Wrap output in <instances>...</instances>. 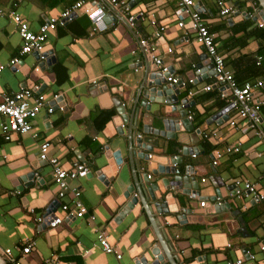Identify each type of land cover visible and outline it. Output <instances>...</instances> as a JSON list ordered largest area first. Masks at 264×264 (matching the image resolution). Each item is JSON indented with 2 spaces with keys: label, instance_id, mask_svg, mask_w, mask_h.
I'll return each instance as SVG.
<instances>
[{
  "label": "crops",
  "instance_id": "crops-1",
  "mask_svg": "<svg viewBox=\"0 0 264 264\" xmlns=\"http://www.w3.org/2000/svg\"><path fill=\"white\" fill-rule=\"evenodd\" d=\"M76 1L0 0V65L18 56L21 47L12 13L20 15L36 32L48 17ZM95 1L99 10L96 8L93 14L80 12L66 26L48 34L44 61L36 53L25 55L17 71L6 67L0 75V93L39 86L52 109L49 114L45 107L32 120L31 132L37 138L11 133L5 140L0 130V248L33 242L21 264H43L50 258L51 264H153L154 254L163 259L161 264H170L164 256L166 250L177 264H226L236 259L264 264L259 249L264 244V202L251 196L239 198L233 186L235 179L248 181L264 194V141L256 138L247 120L236 117L226 90L213 87L203 92L215 76L205 49L195 42V32L187 25L188 18L172 0H120L127 4L129 14L108 0ZM196 1L214 35L217 53L238 84L264 80V28L258 26L264 20L258 0L252 4L224 0L235 9L225 18L218 15L216 0ZM129 15L136 16L133 26L127 22ZM180 21L185 22L184 28L178 27ZM160 27L164 30L157 53L185 84L169 88L167 93L177 97L178 105L185 101L187 114L195 113L193 129L179 127L174 138L142 132L147 111L141 106L146 100L141 91L152 62L139 42L151 39L155 28ZM167 48L172 49L170 54ZM195 67L201 68L200 75ZM192 76L196 79L189 83ZM55 95L57 99H53ZM158 96L161 93L157 92ZM253 99L264 102V85L254 92ZM150 104L148 113L152 116H158V110L163 114L176 107ZM135 109L137 116L132 120ZM258 113L264 131V104ZM166 117L177 119L178 112L167 113ZM5 120L0 114V124ZM232 120H236L234 126H230ZM152 127L162 129L161 121L154 118ZM130 133L137 154L134 158L128 147ZM205 133L210 135L208 140L203 138ZM138 138L141 144H137ZM42 142L49 143L48 157L66 166L76 161L85 163L90 169V173L71 182L80 191L86 216L64 220L55 229L34 222V217L50 207L56 216L65 215L57 208L58 188L51 167L39 159ZM237 144L238 152L226 151ZM139 145L151 147V151ZM142 153L152 158H140ZM115 154L122 159L120 165ZM175 155L180 158L178 173L160 172L164 163L167 170L173 167ZM135 172L140 182L145 178L163 194V182L176 176L185 179L187 189L182 191L189 195L171 189L175 202L169 200L163 214L154 211L150 202L155 224L167 243L158 241L157 229L139 195L137 204L123 212L127 205L123 194L135 180ZM147 175H151L150 180ZM26 176L23 182L21 178ZM191 179L197 182V190L192 188ZM217 193L221 197L209 206V199ZM202 201L204 207L200 206ZM217 201L223 209H218ZM88 216H94V221ZM99 231L121 254L120 260L102 251L96 238ZM246 252L254 256L251 261Z\"/></svg>",
  "mask_w": 264,
  "mask_h": 264
},
{
  "label": "built area",
  "instance_id": "built-area-1",
  "mask_svg": "<svg viewBox=\"0 0 264 264\" xmlns=\"http://www.w3.org/2000/svg\"><path fill=\"white\" fill-rule=\"evenodd\" d=\"M175 2L181 12L188 18V26H190L195 32V42L203 47L206 51V56L211 64L212 71L214 73V82L210 85H206L202 90L208 93L213 87L221 90H226L230 96L229 106L232 108L238 119H245L249 122V127L252 129L256 138L264 141V131L260 128L259 110L264 102L253 99V94L256 90H260L264 85V80H258L254 83L245 82L238 84L234 74L227 69L224 64L223 56L217 53L215 46L214 35L209 31V28L204 23L201 17L200 7L197 5L196 0H172ZM252 4L255 0H245ZM113 5L120 7L126 14H129V8L125 2L120 0H108ZM15 5V4H14ZM95 0H78L71 6L65 8L61 12L48 17L44 23L39 26L38 31L33 32L29 29L28 24L21 18L17 13H12V20L17 28L18 34L21 39V47L18 56L12 58L8 64L0 65V75L6 67H10L17 71L18 64L22 56L36 53L39 55V60L44 61L45 57V43L48 38V34L58 27H64L71 22L75 16L80 12L85 14H93L97 7ZM216 6L218 8V15L220 17H227L230 14L235 13L233 6L228 5L224 0H216ZM1 12V10H0ZM138 17H142V13L138 14ZM136 20V16H127V22L133 26ZM154 25V23H152ZM179 28L185 27V22L180 21L178 24ZM260 28H264V22L258 24ZM164 28H155L151 39H142L139 42L143 53L146 57H149L152 65L156 71L160 73L164 81L169 87L182 86L184 82L177 77L171 70V67L167 65L162 56L157 53V49L161 44L162 32ZM171 48L166 49V53L170 54ZM134 53V52H132ZM260 59V58H259ZM197 75L201 74V68H194ZM196 79L195 76L189 79V83H193ZM38 91V92H36ZM191 92H189L190 94ZM225 95V94H224ZM223 95V96H224ZM58 96H54L53 99H57ZM46 108L47 113H51L52 109L47 106L45 97L40 93L39 86H36L34 90L31 89H20L11 94L0 93V114L6 117V120L0 124V130L3 138L9 140L11 133L16 134H31L33 138H37V134L32 133V120L41 112L42 109ZM195 117L194 112H189L186 119L193 121ZM236 120L230 122V126H234ZM215 133L211 137H214ZM204 139H209V134H203ZM239 144L226 149L227 152H238ZM49 148L48 142H42L39 145V159L49 164L52 170L53 181L57 186V199L59 201L57 208L64 212V217L56 216L54 212H44L34 217L36 225L45 226L48 229H55L62 225L64 220L71 218L82 219L87 214V209L83 205L80 198V191L77 187L71 185V182L77 179L79 176H84L90 173L89 166L85 163L74 162L71 166H66L61 163L57 158L48 157L47 151ZM148 159L152 158L151 154H147ZM264 156V154H263ZM217 157H220L217 154ZM178 157L175 155L172 158V166L177 167ZM214 164H217L214 161ZM178 173V170H176ZM146 178L150 180L151 175H147ZM203 181V180H202ZM262 184L264 186V172L262 174ZM235 189V195L240 197L256 198L264 202V194H261L255 184L248 181H241L235 179L233 181ZM67 198V199H66ZM222 203L217 201V205L220 206ZM205 202H200V206L204 207ZM89 220L94 221V216H88ZM97 241L106 254L115 255L117 260L121 259L114 246H112L107 239L104 232L99 231L97 233ZM33 247V242L25 241L21 244H15L13 247L4 248L1 250L0 255L5 259L8 264H21V259L30 254ZM260 251L264 254V244L259 247ZM248 260L251 261L254 256L248 252ZM55 259V258H54ZM52 258L43 264H51ZM139 264H142L139 262ZM194 264V263H191ZM226 264H247L243 259H236L235 261H228Z\"/></svg>",
  "mask_w": 264,
  "mask_h": 264
},
{
  "label": "water",
  "instance_id": "water-1",
  "mask_svg": "<svg viewBox=\"0 0 264 264\" xmlns=\"http://www.w3.org/2000/svg\"><path fill=\"white\" fill-rule=\"evenodd\" d=\"M258 2L261 5L262 11L260 12V15L262 16L263 20H264V0H258ZM198 7H201L200 2L197 3ZM142 91L141 93L144 95L145 97V101L141 103V106H143L146 111L147 114H145L142 118V123H143V127H142V132L145 134H154V135H160L162 137L165 138H174L175 137V133L177 131H179V127H181L180 129L183 130L185 128L189 129H193L192 123L191 121H188L186 119L187 117V106H185V101L181 102L180 105L177 104V97L173 94H169L167 93V90H170L169 88H175V87H169L167 85V83L164 81V79L162 78V76L160 75V73H158L155 69V67L152 65V67H150V71L148 73V75L145 77L144 81H143V85H142ZM157 92L161 93V96L157 97ZM150 102H157L162 104H167L169 105L171 108H173L174 106L175 109H172L171 111H164L163 114L162 112H159V110L157 111V115H150L148 112L150 110L151 104ZM175 103V104H172ZM175 113L178 112V118L176 119L175 117H166L167 113ZM137 110H134L133 113V118H135L137 116ZM165 115V116H164ZM159 119L161 121L162 124V129L159 128H153L152 127V122L153 119ZM125 120V117L123 118ZM133 124V123H132ZM183 128V129H182ZM138 134H140L141 132H137ZM133 138H132V133H130L129 135V142H128V147L131 151V155L132 158H134L137 154L135 152L134 149V143H133ZM137 144H141V139L138 138L136 140ZM139 147L145 151H151V147H148L146 145H139ZM147 152V153H148ZM185 152V151H184ZM147 153H142L139 155L140 158L143 157V159L147 160L148 156ZM193 153V152H192ZM189 153V154H192ZM106 156L110 157L111 154L110 152L106 153ZM114 157L116 158V164L120 165L122 163V159L119 157V154H115ZM179 159L177 160V163L179 162ZM135 169V168H134ZM176 168L172 167L170 170H167V168H165V163L162 167H159V171L160 172H166L169 174H175L176 173ZM102 176V175H100ZM30 178V175H29ZM134 178L135 180L132 181V184H130L128 186V188L126 189L125 193L123 194L124 198L127 200V205L125 206V208L123 209V212L126 213L127 210H129V208L133 207L135 204H137V195H139V199L140 202L143 204L144 209L147 212L148 218L152 224V226L154 227V229L156 228L158 231V227L155 224V214L152 211L153 208L151 209V204L150 202L153 203V207H154V211H156L158 214H163L164 211L162 208L167 207V203L169 200H174L173 198L174 194L173 192H170L171 189H174L175 191H180L182 192V194L184 195H189V193H185L182 190L183 189H187V187H185L183 185V183L185 182V179L180 177V176H176L173 178V180H166L165 182H163V187L166 191V194L163 193H159V189L157 187L156 184H152L151 182L147 181L144 178L143 182H140L138 175L136 174V172L134 173ZM21 180L24 182L25 180H27V176L24 178H21ZM192 182V188L194 190H197V182L194 181V179L190 180ZM146 192V193H145ZM168 192V193H167ZM134 194V196H132ZM136 195V197H135ZM140 196H142L143 198H141ZM220 194L217 193V195L211 197L209 199L208 205L210 206V204L212 202H215L218 198H220ZM145 201V202H144ZM223 205L221 204L220 206H218V209H223ZM53 207H50L46 210L47 213L49 212H54L53 211ZM164 223V221H163ZM45 228V226H42ZM156 230V235L158 238V241L160 242V244H163L164 242H166L165 238L163 237V235L161 234V232H157ZM166 260L170 263V264H177L176 260L174 257H172L168 250L165 251V255ZM154 257H156L155 259V263L153 264H161L163 263V259L159 256H157V254H154ZM161 262V263H160ZM0 264H8L5 259L0 255Z\"/></svg>",
  "mask_w": 264,
  "mask_h": 264
},
{
  "label": "rangeland",
  "instance_id": "rangeland-1",
  "mask_svg": "<svg viewBox=\"0 0 264 264\" xmlns=\"http://www.w3.org/2000/svg\"><path fill=\"white\" fill-rule=\"evenodd\" d=\"M1 250H2V249L0 248V252H1Z\"/></svg>",
  "mask_w": 264,
  "mask_h": 264
}]
</instances>
